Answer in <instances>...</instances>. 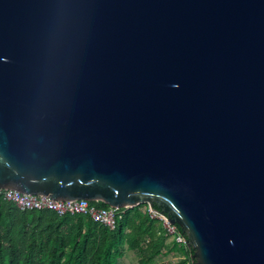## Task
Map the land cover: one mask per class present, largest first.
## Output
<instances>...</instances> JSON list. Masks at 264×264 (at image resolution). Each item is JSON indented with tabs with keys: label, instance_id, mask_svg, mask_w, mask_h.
<instances>
[{
	"label": "water",
	"instance_id": "1",
	"mask_svg": "<svg viewBox=\"0 0 264 264\" xmlns=\"http://www.w3.org/2000/svg\"><path fill=\"white\" fill-rule=\"evenodd\" d=\"M0 186L264 264V0H0Z\"/></svg>",
	"mask_w": 264,
	"mask_h": 264
},
{
	"label": "trees",
	"instance_id": "2",
	"mask_svg": "<svg viewBox=\"0 0 264 264\" xmlns=\"http://www.w3.org/2000/svg\"><path fill=\"white\" fill-rule=\"evenodd\" d=\"M141 207H119L108 228L87 214L19 209L0 197V264H117L125 250L134 253L133 264H157L155 258L168 251L189 253L186 245L167 240L160 223ZM158 264L178 263L163 259Z\"/></svg>",
	"mask_w": 264,
	"mask_h": 264
},
{
	"label": "built area",
	"instance_id": "3",
	"mask_svg": "<svg viewBox=\"0 0 264 264\" xmlns=\"http://www.w3.org/2000/svg\"><path fill=\"white\" fill-rule=\"evenodd\" d=\"M0 197L6 201L11 202L13 205L19 209H50L54 211L57 215L64 213H83L87 214L92 220L102 223L108 228H112L119 216L117 206H106V207H96L90 203L89 200L83 198L75 199H51L44 194H30L25 192H20L13 188L1 187L0 186ZM142 204V211L155 219L160 223L164 230L166 239L170 237L177 246H183L184 235L179 230V228L168 218L162 214L160 211L152 208L147 203ZM168 240V239H167ZM171 262L178 264H192V258L189 253L183 250H171L165 254V258Z\"/></svg>",
	"mask_w": 264,
	"mask_h": 264
},
{
	"label": "rangeland",
	"instance_id": "4",
	"mask_svg": "<svg viewBox=\"0 0 264 264\" xmlns=\"http://www.w3.org/2000/svg\"><path fill=\"white\" fill-rule=\"evenodd\" d=\"M157 264L163 260V258L157 256L155 258ZM135 262V255L132 251H125L121 257L117 259V264H133Z\"/></svg>",
	"mask_w": 264,
	"mask_h": 264
},
{
	"label": "crops",
	"instance_id": "5",
	"mask_svg": "<svg viewBox=\"0 0 264 264\" xmlns=\"http://www.w3.org/2000/svg\"><path fill=\"white\" fill-rule=\"evenodd\" d=\"M167 239L170 240V237H168ZM125 251H126V250H125ZM125 251H124V252H125ZM127 251H130V250H127ZM159 257H161V258L164 259V258H165V254H161Z\"/></svg>",
	"mask_w": 264,
	"mask_h": 264
}]
</instances>
